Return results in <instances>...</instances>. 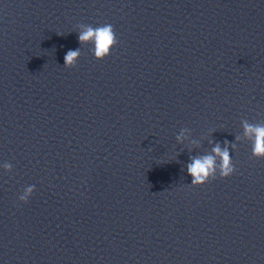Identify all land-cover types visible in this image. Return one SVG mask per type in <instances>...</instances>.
Masks as SVG:
<instances>
[{"label":"water","instance_id":"1","mask_svg":"<svg viewBox=\"0 0 264 264\" xmlns=\"http://www.w3.org/2000/svg\"><path fill=\"white\" fill-rule=\"evenodd\" d=\"M82 23L112 25L109 55ZM244 121L264 123V0H0V264H264ZM226 141L233 173L191 185Z\"/></svg>","mask_w":264,"mask_h":264},{"label":"clouds","instance_id":"2","mask_svg":"<svg viewBox=\"0 0 264 264\" xmlns=\"http://www.w3.org/2000/svg\"><path fill=\"white\" fill-rule=\"evenodd\" d=\"M80 31L77 39L81 44L90 45L89 51L96 59H103L109 55L110 49L116 43V37L111 24H102L93 27L90 24H79ZM81 52L80 49H69L64 56V66L71 67L78 60ZM243 135L250 142L251 154L257 158H264V123H249L244 121ZM181 136L177 139L180 140ZM195 143V141H193ZM231 147L234 149L235 144ZM11 166L4 165L5 169ZM187 174L192 178L191 185H199L205 183L209 178H215L217 174L220 177H227L234 171V165L229 153V144L226 141L222 148L217 142L213 145L210 152L190 156L189 162L185 165ZM34 185L25 187L18 199L27 202L28 197L34 190Z\"/></svg>","mask_w":264,"mask_h":264}]
</instances>
